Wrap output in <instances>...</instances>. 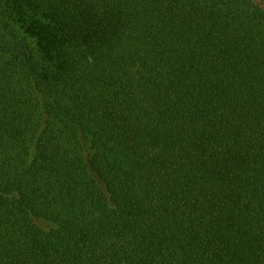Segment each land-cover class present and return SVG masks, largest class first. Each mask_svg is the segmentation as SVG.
Segmentation results:
<instances>
[{
	"label": "trees",
	"instance_id": "16d2710c",
	"mask_svg": "<svg viewBox=\"0 0 264 264\" xmlns=\"http://www.w3.org/2000/svg\"><path fill=\"white\" fill-rule=\"evenodd\" d=\"M0 264H264V5L0 0Z\"/></svg>",
	"mask_w": 264,
	"mask_h": 264
},
{
	"label": "rangeland",
	"instance_id": "374dc122",
	"mask_svg": "<svg viewBox=\"0 0 264 264\" xmlns=\"http://www.w3.org/2000/svg\"><path fill=\"white\" fill-rule=\"evenodd\" d=\"M257 2H260L262 5H264V0H255Z\"/></svg>",
	"mask_w": 264,
	"mask_h": 264
}]
</instances>
